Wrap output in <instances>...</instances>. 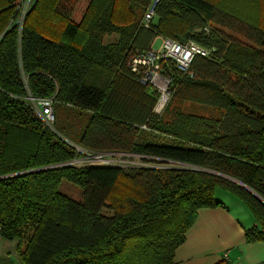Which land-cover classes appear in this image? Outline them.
Returning <instances> with one entry per match:
<instances>
[{
	"label": "trees",
	"instance_id": "16d2710c",
	"mask_svg": "<svg viewBox=\"0 0 264 264\" xmlns=\"http://www.w3.org/2000/svg\"><path fill=\"white\" fill-rule=\"evenodd\" d=\"M19 2L0 0V234L21 264H176L199 211L224 206L218 188L255 215L247 242L264 243V0H160L150 28L139 12L154 0H88L79 20L82 0H37L21 29ZM159 37L209 52L185 72L160 62L172 80L160 113L156 89L131 70ZM28 97L90 112L80 148L151 166L65 165L86 153Z\"/></svg>",
	"mask_w": 264,
	"mask_h": 264
},
{
	"label": "crops",
	"instance_id": "0c3cea01",
	"mask_svg": "<svg viewBox=\"0 0 264 264\" xmlns=\"http://www.w3.org/2000/svg\"><path fill=\"white\" fill-rule=\"evenodd\" d=\"M216 198L224 206L199 211L185 243L177 250L176 264H262L264 243H249L245 236L247 229L259 226L253 212L221 188L216 190ZM1 248L7 251L0 264H21L16 240L0 234Z\"/></svg>",
	"mask_w": 264,
	"mask_h": 264
},
{
	"label": "built area",
	"instance_id": "2783aa9c",
	"mask_svg": "<svg viewBox=\"0 0 264 264\" xmlns=\"http://www.w3.org/2000/svg\"><path fill=\"white\" fill-rule=\"evenodd\" d=\"M27 1V0H25ZM160 0H154L153 4L150 6L148 11L145 14V20H144V27L145 28H150L151 23L154 21L156 17V7ZM26 16V10L25 14L22 16V20L20 22V29L22 28V23L25 20ZM157 39H161L162 43L158 49H154V44ZM152 46L151 50L148 52L144 53H137L136 56L133 58L131 62V70L133 73L137 74L139 77V81L143 85H150L155 88H159L161 92V97L159 99L158 105L156 107V111L158 113L162 112V110L165 108L167 105L169 98H170V86H171V79L168 77L163 76V69L161 68L160 62L162 60L164 61H171L175 64V66L180 69L181 71H188L194 58L196 56H208L209 52L202 48L201 46L197 45L194 42H188L186 44H180L176 41H173L168 38L164 37H159L157 38ZM163 80L164 81V86L166 88V91L163 90L162 85L161 86H156L154 84V81L156 80ZM161 83V81H160ZM29 101L39 109L40 113L38 114L39 116L42 115L45 118V121L50 124V122L55 121L54 117V111H53V100L52 99H42V100H37L33 97H28ZM119 153H103V154H87L86 155L91 159V158H100L105 160H111V157L117 156ZM123 156H126V153H120ZM120 156V155H118ZM128 156V154H127ZM135 156V155H132ZM96 163V162H95ZM101 164H106V165H112L104 163V162H99ZM126 168H145L149 167L150 165L143 162H133L129 163L127 165L122 164ZM116 167H120L117 165H113ZM120 167V168H122ZM264 264V262L262 263Z\"/></svg>",
	"mask_w": 264,
	"mask_h": 264
},
{
	"label": "rangeland",
	"instance_id": "374dc122",
	"mask_svg": "<svg viewBox=\"0 0 264 264\" xmlns=\"http://www.w3.org/2000/svg\"><path fill=\"white\" fill-rule=\"evenodd\" d=\"M37 0H20L19 2V8H18V12H17V16L14 20V24H19L20 25V22L22 20V16L23 14H25V10H26V16L27 14L31 11V9L34 7V5L36 4ZM88 2V0H82V5L83 6H80V10L74 12V15L75 17L77 18L76 20H79V18L81 17L82 13H84V9H85V5L86 3ZM77 14V16H76ZM144 14L145 12H139V20L141 19V26H143L144 24ZM25 16V18H26ZM156 20H154L155 22ZM24 23V21H23ZM22 23V25H23ZM16 24V25H17ZM261 25L264 26V18H262L261 20ZM209 28L208 26L206 27V29ZM204 29V30H206ZM210 28L208 29V32H209ZM201 30H195L194 31V34L196 33H200ZM115 37L113 38H108V42H112L114 40ZM162 43V40L161 39H157L155 44H154V49H158L160 47ZM138 52V51H137ZM136 52V54H137ZM161 81V83H160ZM164 81L163 80H156L154 81V84L156 86H161L162 85V88L164 91H166V88L164 86ZM155 88V87H154ZM156 91L158 92L159 94V98L161 97V92L159 90V88H155ZM31 106L32 108L39 114L40 111L38 108H36L30 101L29 99L26 100ZM53 111H54V117H55V121L54 122H50L47 123L45 121V118L40 115L41 119L43 120V122L45 123V125H47V127H49L54 133H56L60 138H62L63 140H65V142H67L69 145H71L72 147L74 148H77V150L79 151H84L85 153L87 154H90L91 155V152H88L87 150H84L82 148H80L77 144H75V142L77 143V141L80 139L81 135L83 134V132L85 131L89 121H90V118H91V113L88 112V111H85V110H81L80 108L76 107V106H72V105H67V104H64L60 101H54L53 100ZM201 114L203 115H209L210 112L208 110H201L200 111ZM120 155V156H118ZM126 156H123V154L121 155L120 153L117 154V156H112L111 157V160H103V159H100V158H89L88 156H84L83 158H80L78 160H74L72 162H69L65 165H83V164H86L87 161L89 163L93 162V163H99V162H104V163H107V162H110L112 165H117V166H124L122 164H129V163H133V162H137L135 159H141L140 156H132L131 154H125ZM133 158V159H132ZM110 163H107V164H110ZM138 163V162H137ZM151 166L150 163H147ZM154 167H159V168H164L165 166H161L159 164H152ZM166 167H171V168H183V169H197L199 170L198 168H195V167H192V166H188V165H168ZM122 168H126V167H122ZM60 190L63 194L67 195L68 197L72 198L73 200L75 201H78V202H82L83 201V189L69 181H63L62 182V185L60 187ZM7 248H1L0 252H1V255H0V261H2V259L4 258V255L6 253V250ZM9 250V249H8Z\"/></svg>",
	"mask_w": 264,
	"mask_h": 264
},
{
	"label": "water",
	"instance_id": "95a60500",
	"mask_svg": "<svg viewBox=\"0 0 264 264\" xmlns=\"http://www.w3.org/2000/svg\"><path fill=\"white\" fill-rule=\"evenodd\" d=\"M218 175H219V176H222V177H225L226 179H229V180H231V181H233V182H235V183H237V184H239V185L245 187L242 183H240L239 181H237V180H235V179L229 178V177L224 176V175H221V174H218ZM245 188H247V187H245ZM247 189H248V188H247Z\"/></svg>",
	"mask_w": 264,
	"mask_h": 264
}]
</instances>
